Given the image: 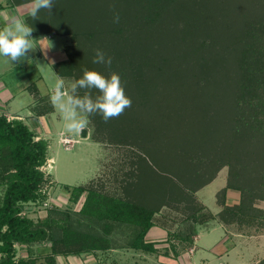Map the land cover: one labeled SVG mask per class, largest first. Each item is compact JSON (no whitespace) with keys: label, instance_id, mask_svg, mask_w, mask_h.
<instances>
[{"label":"trees","instance_id":"1","mask_svg":"<svg viewBox=\"0 0 264 264\" xmlns=\"http://www.w3.org/2000/svg\"><path fill=\"white\" fill-rule=\"evenodd\" d=\"M55 1L52 12L57 17L52 23L46 15V23H52L55 26L52 32L66 36L68 42L63 49L67 59L51 65L54 73L71 80L81 78L85 70L97 71L105 77L117 73L126 92L148 97L158 94L160 100L166 96L163 109L160 108L154 119L142 121V127L145 134L152 131L164 134L170 129L169 139L163 144L166 143V150L171 152V159L172 149L180 148L175 157L173 155L176 160L167 162L163 168L156 165L157 171L150 170L148 162L141 161L139 156L138 166L141 164V167L130 170V177L136 180H127L119 194H109L92 183L73 187L72 200L85 193L78 214L86 221V229L80 230L68 220L67 211L49 210L44 219L37 221L20 213L22 204L44 197L40 189L46 178L40 168L46 161L47 142L34 139L32 131L21 120H8L0 114V184L3 186L0 264H56V255H79L111 248L154 253L153 244L145 242L144 237L156 223L154 214L158 206L165 203V174L181 183L173 186L179 203L187 196L186 191L195 193L208 184L222 166H229L230 170L220 193L223 195L227 189L239 190L240 201L235 206H225L219 219L264 231V0ZM115 13H119V23L113 22ZM25 21L36 34L45 31L39 30V21H33L30 16ZM211 30L230 38L227 48L230 71L226 73L222 66L228 65L227 61L203 54L204 43L194 51L191 48V42ZM214 33L211 32L212 42H215ZM223 37L215 33V38ZM170 43L174 50L181 49L182 54L175 56L165 52L171 50ZM95 49L113 58L110 68L92 62ZM181 61L190 64V68L171 66ZM203 68L207 73L212 69L221 70L216 77L223 80L210 84V91L195 89L189 82L191 88L185 77L187 71L199 69L201 72ZM155 85L156 90L149 91L148 87ZM160 86L164 87L158 89ZM84 93L85 90H80L79 94ZM96 94L99 95L93 90V98ZM182 100L186 101L185 106H177ZM189 108L200 110V114L189 117ZM91 118L95 121L91 138L96 142L105 141V134H110L112 140L116 136L121 144L129 136H121L123 131L119 130L124 124H118L120 116L107 122L100 115ZM132 121L130 117L126 124ZM110 130L114 132L107 133ZM151 158L155 161L159 157L157 154ZM152 175L160 178H156L155 183L158 191L150 192L154 194L153 199L135 198L134 190L145 187L147 178ZM171 178L167 180L174 184ZM261 201L263 206H256ZM193 205L190 214L179 222L186 227L185 232L178 229L170 234L187 244L192 243L194 225L213 218L211 214H204L203 206L196 205V201ZM58 216L67 222H55ZM120 227L131 229L124 243L114 237ZM41 243L49 244L42 262L31 256L16 257L15 245L30 247ZM175 248L171 245L174 254L177 253ZM256 264H264V257Z\"/></svg>","mask_w":264,"mask_h":264},{"label":"rangeland","instance_id":"2","mask_svg":"<svg viewBox=\"0 0 264 264\" xmlns=\"http://www.w3.org/2000/svg\"><path fill=\"white\" fill-rule=\"evenodd\" d=\"M58 1L60 3V1L62 0ZM42 13L44 14V17L47 15L45 11H42ZM42 13L40 12L39 16H43ZM52 13V16L48 15L50 17V20L48 21H51L53 23L54 21L52 20L55 19V16L57 14L55 12ZM187 18L188 16L186 18L184 17V19ZM46 19H44V21L39 20V30H45L46 32H42V34L44 35L49 34L53 36V40L51 41H56L58 43V46L54 49L59 52L67 44L68 38L66 36L55 34L54 32H52L54 31L55 26H53L52 23H46ZM230 21L231 19L229 18V22ZM211 23L213 24V22ZM211 28L214 29L213 27ZM46 29H48L49 31H47ZM213 31L220 37H223L215 30L209 31L206 35L201 33L196 38V40H194L195 42H191V48L194 51L196 50V47L198 45H202V43H204L203 49H205L203 54L209 53L210 55H212V58L222 57L224 61H227L228 65L223 64L222 66L223 68L225 67L226 73L230 71L229 54L227 49L230 38L228 37V39H226L225 37H223L222 39H217L215 38L214 33L213 38L215 42H212L211 32ZM203 35L204 40L201 39ZM35 39L37 40V37H35ZM54 43L55 42H53V45ZM168 46L171 50H166L165 52H169L170 54H173L175 56H179L180 54H182V50L180 48V50H174V46L171 47V43ZM36 51H38V48H36L33 53H30V58L37 61L38 64L31 62H22L21 64L12 67L4 60V58H0V79L2 82H7V80H9L11 81V83H14L13 87H15L16 84V88H19L17 86H20L22 82L23 84H29L26 87L27 90H25L20 96H17L19 98H17L16 100H11L10 102L6 103V105L4 104V107H2L3 109L0 110V114L5 115L8 120L17 119L8 115L16 113L15 110H18L17 112L21 115L26 116V104L31 103L32 99H34V106H32L31 108L35 109L36 112L42 108L47 107L48 104H51L50 97L53 94L55 85V75H53L54 71L52 67L48 65V61L44 58V56L40 57L36 54ZM64 59H67V55L65 54V52ZM230 65L233 68L235 66L232 63ZM171 66L175 68H190V64L183 61L175 65L173 63L171 64ZM211 68L212 67L210 66L209 70ZM143 69L146 70V67H144ZM231 71L233 72V70ZM201 72L203 73L204 79L203 76H201ZM201 72L199 71V69H193L192 71H187L185 74V77L187 76L188 79L187 83H193L195 89L199 88L201 90L203 89V91L204 89L210 91V84L219 83L218 81L223 80L220 79L219 76L216 77L217 73H221V70L212 69L209 73H207L203 68ZM37 73L39 74L40 79L35 80L34 75H36ZM232 75L233 74H231L230 76ZM194 76L197 77V80H195ZM203 80L204 83L202 82ZM72 81L73 80L71 79L65 78L66 88H70ZM163 87L164 86H160L158 89H162ZM190 87L193 88L191 84ZM156 88V85L151 89L150 86L148 87L149 91H154V89L156 90ZM167 88L168 86H166L163 90L165 94L168 92ZM97 95L98 94H96L94 98ZM125 95L131 99L132 103L131 107L125 109L124 113L120 115L121 119L118 124L120 126L124 124V126H122V130H119L120 132L123 131V133L121 132V136L129 135L128 137L124 136L126 141H123L121 144L119 143L118 139H116V136L115 140H112L110 138V134H105L106 139L103 142H96L91 138L95 127V121L93 119L96 117H94L93 119L90 117L91 124L82 133L76 135L68 133L64 128L65 122L63 120V117L59 112V109L55 106V112L49 120L50 124L52 125V132L48 133L46 131H43L42 129L40 132L36 127H33L30 117L26 119L29 129L34 135V139H44L47 142L46 161L40 168L44 172L46 182L41 186L40 189V193L44 195V197L35 202L22 204L20 212L22 215L32 219L33 221H37L44 219L47 216L49 210L57 209L59 211H67L69 215L68 220H70V222L73 223L78 229L84 230L86 229V221L81 220L78 213L81 209L85 193H82L80 196H78L76 200H72L71 197L74 192L73 187L88 185L92 183L97 188H103V190L109 194H119L123 189L122 185L124 186L127 180H136V178H132V176L130 177V170L141 167V164L140 166H138L139 156L141 161H143L144 159V161L148 162L150 170L152 169L155 171L158 170L156 168V165H161L163 168V166H166L167 162H171V160L172 162H174V160H176L175 158H173V155L175 157V152H177V148L179 149L180 146H177V148H173L172 146L173 155L171 159V152H168L166 150V143L163 144V142H165V139H169L168 134L170 132V129H168L164 134L160 131H152L149 134H145L144 132L146 130L144 127H142L143 122L149 120L148 118H150L151 120L154 119V117L159 114L160 108L163 109L162 107H164L166 96L164 97V99L160 100L158 99V94L148 97V95L143 96V94H136L135 92L125 91ZM185 102V100H182L176 105L185 106ZM156 108H158V110ZM198 111H194V108H189L188 116L193 117V115L195 114L199 115L200 113ZM130 117H132L134 121L126 124V121L130 119ZM116 128H118V125L116 126ZM160 130L163 131L164 128ZM109 132H114V130H110L107 133ZM120 132H117V134H120ZM159 138L163 140L159 142ZM189 144L190 143H185V145ZM145 148L148 153L143 150ZM157 154L159 158L154 161L151 156ZM229 170V166H222L215 174V177L208 184L198 189L195 193L191 192L190 190L186 191L187 196H183V199H181L182 201H180L179 203L178 201H176V190H173V186H176V184L179 185L181 183L178 182L175 178L169 177L170 175L166 176L165 174L166 181H163V183L167 186V191L164 192L165 203L158 206L159 208L154 214V219L156 220V223L160 222L158 220L161 219V221L164 220V222L167 223L168 220H171V224H178L183 216H185L186 214H190V210L192 207H194L193 204L195 203V201L196 205L198 204L203 206L204 214H211L208 209L210 211H214L217 208L216 214H211L213 216L212 219L217 220V222L224 224V226L226 227V237L228 238L226 242L228 244L234 242V239L238 238V236L236 235H239L241 237L238 244L239 248L242 249V251H245V254L248 255L247 257L250 258L252 264H256L264 257L263 229L262 231H256L253 227L240 225L236 222H223L221 219H219L220 217L218 216L220 211L223 210L225 206H235L240 201L239 190L227 189L225 193H223V195L220 193L222 188L225 187L226 182L228 181ZM149 177L150 178H147L145 187L134 190L133 194H135V198L138 199L141 197L145 200L147 199L145 197H151L153 199L152 195L154 194H150V192L155 193V190L158 191V185L155 183L156 178L159 180L160 178L155 175ZM167 177L169 179L171 178V180L175 183L173 184L169 182L167 180ZM139 182L141 183L142 179H140ZM1 187L3 188L2 185ZM171 189L174 191V193H172ZM229 190L236 193L238 197V199L236 200L237 202H231V198H229L230 196H227V192ZM195 196L202 200L207 209H204L205 206L201 202H199V199L197 200ZM256 206L262 207L263 202H257ZM159 215L160 217H158ZM60 217L61 216H58V219H56L55 222H58L59 224L67 222L65 221V218L60 219ZM78 220H80L79 224ZM97 228L98 227L95 225L94 229ZM178 229H180L184 233L186 227L183 224H180V226L178 225V227H175L172 230H168L167 240L174 239L170 237V234L174 233ZM129 230L131 229H129L128 227H120L116 230V235L114 236L115 239L120 243H124L127 239V236L130 234ZM246 239L250 240V242L246 243ZM171 242L172 241H170L169 243V249H171V244L177 247L176 244H174V240L173 243ZM34 246L37 247H35L33 255L38 262H42V256L48 252L49 244L41 243L33 245V247ZM19 250L20 249L17 248L16 252ZM18 254L21 255L20 252H18ZM241 263H243V260H241Z\"/></svg>","mask_w":264,"mask_h":264},{"label":"crops","instance_id":"3","mask_svg":"<svg viewBox=\"0 0 264 264\" xmlns=\"http://www.w3.org/2000/svg\"><path fill=\"white\" fill-rule=\"evenodd\" d=\"M30 2L31 0H19L11 3L10 0H0V28L5 27L11 17L16 16L25 20L26 17L30 16L27 7ZM44 19L46 18L43 14V16H38L37 21H44ZM35 37H37L36 48H38L36 54L42 57L44 53L41 50L46 46V42L39 41V39L46 37L51 41L53 40V36L49 34L44 35L42 33L36 34L33 32L31 38L36 40ZM51 42L52 44L55 42L54 47L47 52L48 58L46 60H53L54 63L63 60L64 47L57 52L54 48L58 46V43L56 41ZM49 66L51 67V65ZM34 76L35 80L40 79L38 73ZM13 85L14 83H11L9 80H7V82H2L0 79V110L3 109L2 107H4V104L6 105V103L11 100L19 98L17 96H20L27 90L26 87L29 84H23L22 82L20 86H17L19 88H16V84L15 87H13ZM33 101L34 99H32L31 103L26 104V116L18 113V110H15L16 113L7 114L10 117L23 121L27 126L28 123L26 119L30 117L33 127H36L38 131L41 132L42 129L48 133L52 132V125L49 120L55 112L53 104H48L47 107L40 109L41 113H37L35 109L31 108L34 106ZM1 188L0 185V202L3 194V188ZM227 196H230L229 198H231L232 203L237 202L236 200L238 197L233 191L229 190ZM196 199H199L198 201L204 205L200 198L196 197ZM204 209H207V207L205 206ZM208 211L211 214H216L217 208L214 211H210L209 209ZM158 217H160V215ZM158 221V223H155L149 228L144 237L145 242L153 244L155 249L154 253H145L129 248H111L105 251H95L79 255H56L55 262L56 264H252L250 258L247 257L248 255L245 254V251H242L238 246L241 237L236 235L238 238L234 239V242L228 244L226 242L228 239L226 237V227L224 224L217 222V220L211 219L195 224L194 232L191 236L192 243L190 244L176 238L167 240V231L178 227V225L180 226V223L171 224V220H168V224L164 222V220L161 221V219ZM173 240L175 242L174 244L177 246L175 248L176 254H173V251L169 249V243L170 241L173 243ZM245 242L249 243L250 240L246 239ZM35 247L37 246L27 247L25 245H15V249H20L16 252V257L27 258L31 256L35 258L33 255ZM18 252H20L21 255L18 254ZM241 260H243V263H241Z\"/></svg>","mask_w":264,"mask_h":264},{"label":"clouds","instance_id":"4","mask_svg":"<svg viewBox=\"0 0 264 264\" xmlns=\"http://www.w3.org/2000/svg\"><path fill=\"white\" fill-rule=\"evenodd\" d=\"M29 15L33 21L38 19L43 10L47 15L52 16V9L55 7L54 0H31L27 6ZM114 23H119V13L114 14ZM34 28L20 17H11L8 24L0 28V58L15 67L22 62L37 63L30 58V53L36 50V42L31 38ZM39 41L46 42L41 50L47 59V52L54 45L48 38H41ZM92 60L94 64L104 65L108 68L112 65L113 58L106 55L101 49L94 50ZM53 60L48 61L52 65ZM55 75V85L50 101L59 109L65 122L64 128L68 133L80 134L91 124L90 117L100 115L107 122L110 119L118 118L125 109L131 107V99L125 95L121 78L117 73H110L105 77L97 71L85 70L79 79L71 82L70 88L65 86V78ZM80 90H85L81 96ZM99 93L93 98L92 91Z\"/></svg>","mask_w":264,"mask_h":264}]
</instances>
